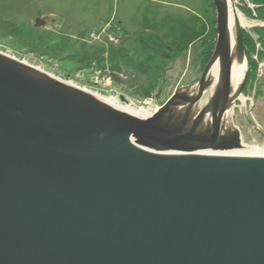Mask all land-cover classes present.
<instances>
[{
    "label": "water",
    "instance_id": "1",
    "mask_svg": "<svg viewBox=\"0 0 264 264\" xmlns=\"http://www.w3.org/2000/svg\"><path fill=\"white\" fill-rule=\"evenodd\" d=\"M212 5L192 95L146 119L0 53V264H264V158L226 127L238 99L256 127L242 29Z\"/></svg>",
    "mask_w": 264,
    "mask_h": 264
},
{
    "label": "rangeland",
    "instance_id": "2",
    "mask_svg": "<svg viewBox=\"0 0 264 264\" xmlns=\"http://www.w3.org/2000/svg\"><path fill=\"white\" fill-rule=\"evenodd\" d=\"M230 1L234 10L253 23L241 27L247 43L244 56L246 76L249 75L241 95L250 119L264 132V2ZM165 16L196 20L194 25L200 36L187 49L164 55L161 64L150 66L153 75L143 74L139 81H133L136 76L132 70L123 67L122 72L110 71L106 62H101L99 67L77 66L80 46L86 49L123 46L138 59L139 35L144 32L157 35L150 28ZM216 39L212 0H0L1 52L40 69L55 80L72 82L101 96L115 97L124 106L159 109L173 94L192 87L208 63ZM62 43L68 49L65 47L56 56ZM211 48L208 57L207 51ZM157 93L159 96L155 98ZM226 126L240 130L243 144L264 148V142L248 123L239 99L226 118Z\"/></svg>",
    "mask_w": 264,
    "mask_h": 264
},
{
    "label": "trees",
    "instance_id": "3",
    "mask_svg": "<svg viewBox=\"0 0 264 264\" xmlns=\"http://www.w3.org/2000/svg\"><path fill=\"white\" fill-rule=\"evenodd\" d=\"M261 1L264 2V0ZM195 22L196 20L194 19H184L183 17L173 18L172 16H165L160 18L150 28L154 29L157 35H151L145 32L139 35L137 40L140 49L138 59L132 56L130 54L131 51L123 46L114 48L111 46L107 48L96 47L91 49L80 46L81 48H78L79 53L76 57V64L77 66L81 65L85 67H91V64H94L99 67L101 62H106L110 71H121L123 67L132 70L134 72L132 75L136 76L133 81H139L140 75L144 74L149 76L154 74L150 70V66L161 64L162 59L165 57L164 55L183 51L187 49L191 42L199 38L200 33L195 28ZM145 28L149 29V27ZM243 45L247 47L245 40H243ZM59 47L61 49L56 56H59L65 47V49H68L66 43H62ZM211 51L212 48L210 51H207L208 57ZM208 57L205 59H208ZM136 60L138 61L136 62ZM247 78H249V75Z\"/></svg>",
    "mask_w": 264,
    "mask_h": 264
},
{
    "label": "bare ground",
    "instance_id": "4",
    "mask_svg": "<svg viewBox=\"0 0 264 264\" xmlns=\"http://www.w3.org/2000/svg\"><path fill=\"white\" fill-rule=\"evenodd\" d=\"M227 2L232 7L231 10L234 13V16L236 18L237 26H240V27H246L247 26V27H249V26L253 25V23H250V22L246 21L244 19V17L241 14H239V12H237L236 10L233 9V6L231 4V1L227 0ZM0 53L2 54L3 52L0 51ZM3 54L6 55V56H8V57H11L8 54H5V53H3ZM24 64H26V63H24ZM26 65H28V64H26ZM28 66L32 67L33 69H36V70H39L40 71V69H38V68H36L34 66H31V65H28ZM245 68H246V66H245L244 63L239 64L238 72H237L236 78H235V88H237V86L239 85V83H240V81H241V79H242V77L244 75ZM60 82H62V81H60ZM63 83L68 84L70 86H73L75 88H78V89H80L82 91H85V92L90 93L92 95H95L97 97H100V98L104 99L105 101L119 103L118 102V99L115 98V97H105V96H101L98 93L93 92L91 90H88L86 88H81V87L79 88L76 85H74L72 82H69V81L68 82H63ZM192 90L193 89L191 87H189V88L184 89V91H182L183 92L182 94L184 95V99H187L189 96L192 95V92H193ZM126 107L129 109V111L131 113H133L136 117H138L140 119H146V118L152 116L155 112L158 111V109H152L149 106H147V107L144 106L143 107V106H135L133 104H129V105H126ZM230 113H231V111L229 112V114ZM240 138L242 139V147L243 148H247V149H250L252 151L260 152V154H258V153H250V154H239V155H230V156L264 158V148L258 147L256 145H250V146H248V145L243 144L244 143V140H243V136L241 135V133H240ZM157 152L160 153V154H164V155L166 154V153L162 152L159 149H157ZM195 153L196 154H210L209 152H201V151L200 152H195Z\"/></svg>",
    "mask_w": 264,
    "mask_h": 264
},
{
    "label": "flooded vegetation",
    "instance_id": "5",
    "mask_svg": "<svg viewBox=\"0 0 264 264\" xmlns=\"http://www.w3.org/2000/svg\"><path fill=\"white\" fill-rule=\"evenodd\" d=\"M252 126V125H251ZM227 127V126H226ZM252 130H254V132L258 135V138L261 139L264 142V132L261 130V127L256 126V127H251ZM238 129V128H237ZM238 131L240 132V130L238 129ZM241 133V132H240Z\"/></svg>",
    "mask_w": 264,
    "mask_h": 264
}]
</instances>
